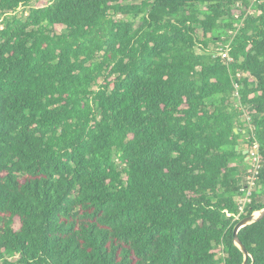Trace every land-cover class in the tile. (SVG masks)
I'll return each instance as SVG.
<instances>
[{
  "label": "trees",
  "instance_id": "1",
  "mask_svg": "<svg viewBox=\"0 0 264 264\" xmlns=\"http://www.w3.org/2000/svg\"><path fill=\"white\" fill-rule=\"evenodd\" d=\"M263 209L264 0H0V264H243Z\"/></svg>",
  "mask_w": 264,
  "mask_h": 264
},
{
  "label": "built area",
  "instance_id": "2",
  "mask_svg": "<svg viewBox=\"0 0 264 264\" xmlns=\"http://www.w3.org/2000/svg\"><path fill=\"white\" fill-rule=\"evenodd\" d=\"M221 53H224V55H226V57H228L225 52H221ZM247 152H249L247 159L251 160V167L248 171L250 173V175H247V178H246L247 186H248L247 193L244 197H242L238 200L240 211L243 209L245 203L249 202V200H250V197H249L250 192H251L252 187L255 184V180H256L257 174H258V168L260 167V159H259V155H258L257 144L253 145V147Z\"/></svg>",
  "mask_w": 264,
  "mask_h": 264
},
{
  "label": "water",
  "instance_id": "3",
  "mask_svg": "<svg viewBox=\"0 0 264 264\" xmlns=\"http://www.w3.org/2000/svg\"><path fill=\"white\" fill-rule=\"evenodd\" d=\"M245 153H246V151H245ZM255 213H257L256 216L253 213L252 215L247 216V217H244L241 220H239L235 224L234 229H233L234 242L236 243L237 246H239V248L241 249V251L244 253V256H245V260H244V263L243 264L246 263V260H247V257H248V252L246 251V249L244 248V246L240 243V241L238 239V236H237V233H238V231L242 227H244V226H246V225H248V224H250V223H252L254 221H257V220L261 219L263 217V215H264V209L263 210H260V211H257Z\"/></svg>",
  "mask_w": 264,
  "mask_h": 264
},
{
  "label": "rangeland",
  "instance_id": "4",
  "mask_svg": "<svg viewBox=\"0 0 264 264\" xmlns=\"http://www.w3.org/2000/svg\"><path fill=\"white\" fill-rule=\"evenodd\" d=\"M19 13H21V10L19 11ZM236 14H238V12H236ZM117 17H120V16H117ZM202 31L200 28L197 29V34L198 35H201ZM210 50L215 54V55H219L221 57H226V55H224V53H221V52H224L222 49H221V44L220 43H217L216 45H211L210 46ZM227 58V57H226ZM249 118H247L245 121H246V124L248 125L249 123ZM242 167H244L246 169V172L247 170L249 171L250 167H251V160L249 159H245V162L242 164ZM247 178V176H246ZM255 216L257 215V213H254Z\"/></svg>",
  "mask_w": 264,
  "mask_h": 264
}]
</instances>
